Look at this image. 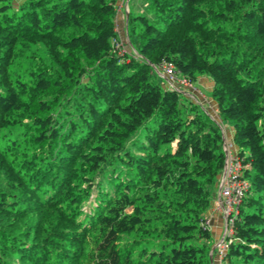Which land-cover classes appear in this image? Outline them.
Returning a JSON list of instances; mask_svg holds the SVG:
<instances>
[{"label":"trees","instance_id":"trees-1","mask_svg":"<svg viewBox=\"0 0 264 264\" xmlns=\"http://www.w3.org/2000/svg\"><path fill=\"white\" fill-rule=\"evenodd\" d=\"M117 3L0 0V264L212 261L221 130L163 64L207 75L232 125L222 264H264V0H128L133 50Z\"/></svg>","mask_w":264,"mask_h":264},{"label":"rangeland","instance_id":"rangeland-1","mask_svg":"<svg viewBox=\"0 0 264 264\" xmlns=\"http://www.w3.org/2000/svg\"><path fill=\"white\" fill-rule=\"evenodd\" d=\"M21 0H13V3L16 4ZM119 3V4H118ZM117 9L123 7L126 13L128 11V0H118ZM120 35V34H119ZM120 35V38L128 42L129 48L133 50L132 46L130 45L128 35L126 31L124 32V36ZM121 43V42H120ZM123 50V49H122ZM163 65L160 67L155 66L154 70L161 76L163 79V85L165 87L172 88L174 90L179 91L182 93L183 96L190 98L192 101L198 103L210 116L217 121L219 124L221 135L223 139V148L226 149L228 152L229 150L234 155L235 146L233 145L232 140L228 137V134L232 133V125L231 122L227 119H220L217 115L216 105L215 102L211 99L210 89L212 85L211 79L207 75H200L194 82H189L188 80H184L182 76H178L176 73H172L170 76L165 70H162ZM167 71V70H166ZM161 72V73H160ZM227 167V158L225 160V164L221 174L218 176L216 183L209 184L208 189L211 191V201L210 207L206 212L205 220L209 225V229H211V239L207 243L209 249L208 253L209 256L213 253L212 257V264H222V250L225 249V244L230 241L232 229L229 225L230 222V215L227 213L226 208L221 204V195L219 193V185L225 175V170ZM213 209L216 213L214 215H218L221 218V224L214 226L212 228V213L210 210ZM217 228V229H216ZM212 251V252H211ZM212 256V255H211ZM211 261H209V264ZM208 264V263H206Z\"/></svg>","mask_w":264,"mask_h":264},{"label":"built area","instance_id":"built-area-1","mask_svg":"<svg viewBox=\"0 0 264 264\" xmlns=\"http://www.w3.org/2000/svg\"><path fill=\"white\" fill-rule=\"evenodd\" d=\"M162 70H165V72L168 74L170 73L169 75L172 76L173 70L170 64H163ZM226 158L227 167L225 170V175L219 185V193L221 195V201L223 202L221 204L224 206V208H226L227 213L230 215L232 213L234 204L239 202L243 190L247 188V182L240 179L238 176L240 162L230 150L228 152L225 149V160Z\"/></svg>","mask_w":264,"mask_h":264},{"label":"crops","instance_id":"crops-1","mask_svg":"<svg viewBox=\"0 0 264 264\" xmlns=\"http://www.w3.org/2000/svg\"><path fill=\"white\" fill-rule=\"evenodd\" d=\"M119 4V3H118ZM116 22H117V29H118V33L121 35L124 36V32H125V29L122 30V26L124 27L125 25V11L123 9V7H120L119 9L116 8ZM120 30V31H119ZM119 35V36H120ZM122 36V37H123ZM125 37V36H124ZM123 40V39H122ZM175 73V72H174ZM180 76L179 74L177 75V77ZM228 137H230V139L232 140V133L228 134ZM210 213H212V228H214V226L216 225H220L221 224V218L218 216V215H214L216 212L211 209L210 210ZM214 213V214H213ZM217 229V228H216ZM209 231L211 232V229H209ZM212 252V251H211ZM212 255V256H211ZM210 257L212 259L213 257V253H211ZM212 262V261H211Z\"/></svg>","mask_w":264,"mask_h":264}]
</instances>
